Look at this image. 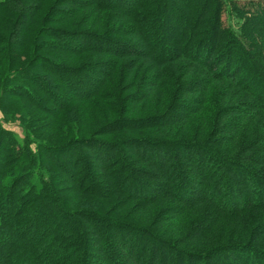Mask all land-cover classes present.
Segmentation results:
<instances>
[{"label":"trees","instance_id":"1","mask_svg":"<svg viewBox=\"0 0 264 264\" xmlns=\"http://www.w3.org/2000/svg\"><path fill=\"white\" fill-rule=\"evenodd\" d=\"M242 1L0 0V106L83 129L0 124V264H264V0Z\"/></svg>","mask_w":264,"mask_h":264},{"label":"rangeland","instance_id":"2","mask_svg":"<svg viewBox=\"0 0 264 264\" xmlns=\"http://www.w3.org/2000/svg\"><path fill=\"white\" fill-rule=\"evenodd\" d=\"M242 2H244V0ZM230 17L231 15L228 16L227 13L223 15L225 24L228 22ZM230 21H235V19H230ZM49 78V86L52 88V91L55 93V95L65 96L64 98L66 99V91L63 89L62 83L56 81L52 76ZM45 102L42 104L41 109H39L30 105L24 100L13 99L12 102L8 104V107L3 108L2 106H0V124L4 128L15 132L19 138L25 137V133L23 132L24 130L22 129V127H26L29 131L33 132L35 136H37L38 140L42 142V144L43 142H49V144H51V142H55L62 135H79V133L83 131L81 124H77L73 126L71 130H69L67 124L63 123L62 111L60 116H55L53 113H51L55 108L51 107ZM31 147L34 148V144H32ZM59 162L62 163L60 160ZM93 177L95 178L94 175H91V178ZM119 199L120 198H115L113 202L117 206H119L117 204ZM107 208L108 207H106V209ZM130 209L131 208H127L125 211L130 212Z\"/></svg>","mask_w":264,"mask_h":264}]
</instances>
